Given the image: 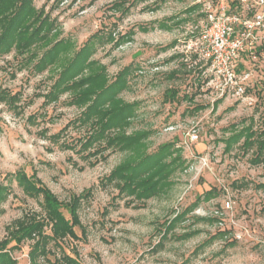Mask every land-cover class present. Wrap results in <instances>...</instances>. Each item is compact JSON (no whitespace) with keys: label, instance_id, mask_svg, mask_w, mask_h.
I'll return each mask as SVG.
<instances>
[{"label":"clouds","instance_id":"1","mask_svg":"<svg viewBox=\"0 0 264 264\" xmlns=\"http://www.w3.org/2000/svg\"><path fill=\"white\" fill-rule=\"evenodd\" d=\"M0 264H264V0H0Z\"/></svg>","mask_w":264,"mask_h":264}]
</instances>
